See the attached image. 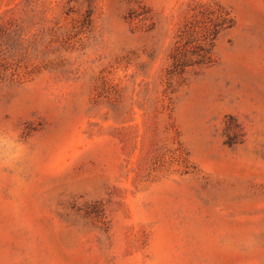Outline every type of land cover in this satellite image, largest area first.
<instances>
[{"label":"rangeland","instance_id":"obj_1","mask_svg":"<svg viewBox=\"0 0 264 264\" xmlns=\"http://www.w3.org/2000/svg\"><path fill=\"white\" fill-rule=\"evenodd\" d=\"M0 264H264V0H0Z\"/></svg>","mask_w":264,"mask_h":264}]
</instances>
